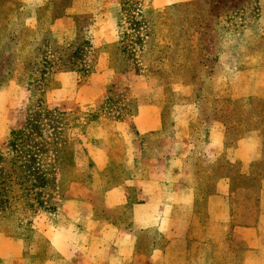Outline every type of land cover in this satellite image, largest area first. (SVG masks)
<instances>
[{
  "label": "rangeland",
  "instance_id": "rangeland-1",
  "mask_svg": "<svg viewBox=\"0 0 264 264\" xmlns=\"http://www.w3.org/2000/svg\"><path fill=\"white\" fill-rule=\"evenodd\" d=\"M121 1L100 102L80 101L75 90L53 91L61 84L58 72L77 70L81 84L96 70L91 60L104 47H91L86 29L74 41L56 42L46 8L35 23L26 21L33 11H21L19 3L0 8V89L11 80L22 86L0 91V235L12 237L1 246L5 254L17 249L38 262L56 256L52 240L62 238L70 219L60 213L62 201L76 194L79 183H116L132 175L130 145L141 141L145 152L150 147V132L139 133L133 116L154 102L165 129L176 121L189 127L200 163L212 131L229 149L242 139L256 142L262 157L251 176H241L239 164L224 159L214 173L230 168L237 203L248 197L247 203L255 202L260 193L264 0H192L161 9ZM69 2L57 0L56 11ZM257 217L258 210L242 212L237 221ZM177 241L164 264H242L246 245L240 234L221 227Z\"/></svg>",
  "mask_w": 264,
  "mask_h": 264
},
{
  "label": "crops",
  "instance_id": "crops-1",
  "mask_svg": "<svg viewBox=\"0 0 264 264\" xmlns=\"http://www.w3.org/2000/svg\"><path fill=\"white\" fill-rule=\"evenodd\" d=\"M69 1L61 11L55 9L57 0H0V8L9 11L19 3L21 11H33L26 21L34 23L42 21L40 12L46 8L56 42L74 41L80 29H86L91 47H104L98 59L91 60L96 72L88 83L81 84L77 70L58 72L55 77L61 84L53 91L70 94L75 90L80 101L100 102L109 83L110 46L118 39L117 13L123 4L121 0ZM141 1L161 9L192 0ZM5 85L2 93L22 87L15 80L9 81L4 91ZM148 105L133 116L139 133L150 132V147L145 152L141 141L130 145L132 161L126 163L135 168L132 175L116 183H79L76 194L62 201L60 213L70 219L62 238L52 240L56 256L38 262L17 249L14 254L0 250V264H164L180 237L198 235L200 230L216 232L219 227L242 236L246 244L240 253L242 264L264 263V178L255 202L247 203L248 197L242 204L236 202L235 176L230 168L214 173L216 164L224 159L239 164L241 176H251L254 163L262 157L261 148L246 138L229 149L212 131L208 155L200 163L189 127L176 121L165 129L162 109L155 102ZM254 210L258 217L253 222L237 221L242 212ZM11 241L12 237L0 235V249Z\"/></svg>",
  "mask_w": 264,
  "mask_h": 264
},
{
  "label": "trees",
  "instance_id": "trees-1",
  "mask_svg": "<svg viewBox=\"0 0 264 264\" xmlns=\"http://www.w3.org/2000/svg\"><path fill=\"white\" fill-rule=\"evenodd\" d=\"M17 152H19V151H17ZM28 154L30 155V153H28ZM0 159L4 160V155H3V153L1 151H0ZM41 182H42V184H45L47 182L46 178L43 177Z\"/></svg>",
  "mask_w": 264,
  "mask_h": 264
}]
</instances>
